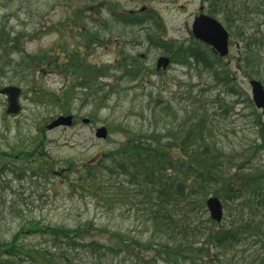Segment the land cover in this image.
<instances>
[{
  "label": "rangeland",
  "instance_id": "obj_1",
  "mask_svg": "<svg viewBox=\"0 0 264 264\" xmlns=\"http://www.w3.org/2000/svg\"><path fill=\"white\" fill-rule=\"evenodd\" d=\"M201 3L202 0H0V31L4 30V35L12 37L17 33L24 35L18 51L11 50L0 58V67L4 71L0 72V88L16 85L23 90V108L16 116L9 117L6 113L7 98L0 94V154L12 153L15 149L31 150L39 138H44L46 161L57 162L54 175L37 179L31 177L30 171L25 173L21 168H27L23 163L24 157L15 160L13 157L17 154H14V170L0 172V241H10L23 226L39 220L66 227L93 221L96 226L120 233L129 240H155L157 243L158 239L152 237V228L146 221L148 215L142 211L141 197H134L131 189L121 190L112 179H108L109 183L106 179L101 180L103 183L100 179L98 183L93 182L90 191L76 184L74 187L70 185L77 182L82 166L100 163L107 152L139 139L141 133L152 131L151 115L157 106L172 102L178 117L175 124L184 121L187 109L192 107L184 93L188 88L192 91L191 87L194 93L207 91L203 102L210 114L213 134L210 148L213 153L220 152V160L227 168L225 173L237 178L264 170V149L255 154V148L264 143L260 135L264 116L253 103L249 84L253 79L264 84V62L254 69L245 68L242 64L244 45L238 40L241 35L250 37L253 33L264 38V0H211L206 8L230 32V54L223 59L221 66L226 65L230 69L239 90L237 95L228 94L225 87L215 86L211 73L194 63L182 66L173 62L163 75L154 73L158 57L169 55L165 48L149 44L145 38L148 28L153 30L154 23L159 22L165 28L166 39L189 45L193 16ZM226 3L233 16L227 13ZM253 3L261 8L260 15ZM113 4L120 11L145 9L158 21L140 27L116 22L110 10ZM236 4H240V8L243 5L250 8L247 11L248 22L235 20ZM106 20L108 24H105ZM228 24L232 27L229 28ZM160 32L159 28L157 34ZM88 33L101 34V41L90 43ZM39 54H46V57L31 66L30 56ZM73 54L84 60L86 65H107L109 71L99 79L104 87L98 83L100 92L94 97L88 99L91 90L76 87L65 102L66 93L77 86L81 76L79 71L74 72L68 66ZM132 57L139 59L144 72L136 79L126 77L121 80L119 64L125 60L130 63ZM112 87L114 90L109 94ZM218 88L224 91L221 96L223 105L230 107L228 113L213 102L219 93ZM57 97L63 98V104L68 101L74 123L49 129L48 125L61 114L68 115L62 106L56 104ZM85 118L90 122L83 123ZM102 126L109 131L107 138L96 136V130ZM167 127L161 125L159 129H170ZM214 147H218V152ZM174 152L179 153L177 150ZM103 185L105 189L100 190ZM111 191H114V197L107 201L110 199L107 192ZM125 193L132 194L131 200ZM219 198L224 204V218L213 226L222 229L236 218L235 209L240 202L227 200L225 195ZM206 210L204 219L211 218L207 207ZM256 219H264V206ZM40 238L32 235L25 241L36 244ZM253 240L258 241L249 237L247 242L254 245ZM259 246V242L254 247L245 245L244 238L239 246L227 251L223 261L226 264H248Z\"/></svg>",
  "mask_w": 264,
  "mask_h": 264
},
{
  "label": "trees",
  "instance_id": "obj_2",
  "mask_svg": "<svg viewBox=\"0 0 264 264\" xmlns=\"http://www.w3.org/2000/svg\"><path fill=\"white\" fill-rule=\"evenodd\" d=\"M239 5L236 4L237 9L234 8L236 10L234 14L237 16L235 20L248 22L247 11L250 8L245 5L240 8ZM227 6L229 7L228 3ZM252 6L260 15L262 10L258 4L253 3ZM262 6L264 7V4ZM110 10L116 22L126 25L140 27L158 21L153 14L146 11H120L115 4ZM106 23L108 24V20ZM228 26L232 27L231 24ZM153 27V30L148 28L145 37L149 44L165 48L166 54L182 66L194 63L196 66L204 67L211 73L210 76L214 83L216 82L215 86L225 87L224 90L228 94L239 93L230 75V69L226 65L221 66L224 58L215 55L208 46L195 39H192L189 45L166 39L165 28L159 22L154 23ZM159 28L160 35L157 34ZM4 32L0 31V58L11 50L18 51L20 39L24 36L17 33L12 37L4 35ZM88 40L90 43L99 42L101 34L88 33ZM238 40L244 45L242 51L244 67L249 69L260 67L264 62V38H259L253 33L250 37L241 35ZM44 57L46 54L30 56L31 66L37 61L42 62ZM70 62L68 66L73 68L74 72L79 71L81 76L78 77L77 86L74 85L66 93L65 102L76 87L91 90L90 95H87L88 99L99 93L98 83L100 87H104L99 79L107 74L109 67L86 65L76 54H73ZM142 68L136 57H132L130 63L125 60L118 67L121 70L120 79L126 77L136 79L144 72ZM2 71L3 67H0V72ZM191 88L193 91L194 88ZM218 89L219 93L215 95L213 102L215 105L218 103V106L226 111L224 113H228L230 107L223 105L224 100L221 96L224 91ZM113 90L114 87L109 94ZM192 91L188 88L184 93V98L192 105L187 109L184 121L175 124L178 117L172 102L162 107L157 106L152 110L151 120L154 125L152 131L141 133L139 139L128 141L115 151L107 152L100 163L82 166L77 182L74 181L76 183L72 182L70 185L72 187L76 184L90 191L93 182L98 183L100 179L103 183L101 180L106 179L109 183L108 179H112L116 180L121 190L131 189L134 197H141L139 202L144 205L142 211L148 215L146 221L150 223L152 228L150 233L154 239H158L157 243L155 240L149 242L129 240L120 233L96 226L93 221L66 227L32 220L19 229L10 241H0V264H128V261L130 264H226L223 260L227 251L239 246L244 242V238L245 245L254 247L258 242L261 244L248 264H264V219H256L264 206L262 185L264 170L237 178L225 173L227 168L220 160L218 147H214L218 153H213L210 148L213 138L210 114L203 102V96L207 91L205 89L203 93ZM62 100V97H57L56 104L62 106L63 112L71 113L68 101L63 104ZM256 120L259 123L260 119ZM172 124L175 125L172 127ZM161 125L170 126V129L161 130L162 128L159 129ZM260 133L264 142V126H261ZM43 145L44 138H39L31 150L15 149L12 153L0 154V172L14 170L13 161L24 157L23 163L27 168H21L25 173L30 171L31 177L38 179L54 175L56 173L54 165L57 162L46 161L47 153ZM262 148L264 149V143L255 148V154ZM14 154L17 155L13 157ZM12 157L15 160H12ZM103 188L104 185L100 190ZM107 194L110 198L107 201H111L114 191ZM119 194L124 196L121 192ZM126 194L130 199L132 194L125 193V196ZM210 194L218 197L225 195L228 196L227 200L240 202L237 210L235 209L236 218L222 229L215 228L213 225L216 223L211 218L203 217L207 213L206 199ZM32 235L41 237V240L36 244L25 241ZM249 237L258 241L253 240L254 245L249 244L247 242ZM113 240L116 242L113 243Z\"/></svg>",
  "mask_w": 264,
  "mask_h": 264
},
{
  "label": "water",
  "instance_id": "obj_3",
  "mask_svg": "<svg viewBox=\"0 0 264 264\" xmlns=\"http://www.w3.org/2000/svg\"><path fill=\"white\" fill-rule=\"evenodd\" d=\"M216 18L201 14L196 17L193 25V35L200 41L212 46L213 50L220 56H227L229 54V32L226 28L220 24ZM170 63V59L166 57H161L158 62V67H167ZM249 84L252 86V94L255 104L258 108L264 111V86L258 80H252ZM0 94L7 97L8 107L6 113L9 116H16L22 111V106L20 102L22 88L15 85H6L0 89ZM74 121L72 115L59 116L55 119L52 124L48 126L49 129H54L60 126H71ZM89 122L88 119L84 120ZM96 136L99 138H107L108 129L103 126L97 129ZM207 208L210 212L211 218L214 221L221 222L224 216V207L221 199L217 196H212L207 199Z\"/></svg>",
  "mask_w": 264,
  "mask_h": 264
},
{
  "label": "flooded vegetation",
  "instance_id": "obj_4",
  "mask_svg": "<svg viewBox=\"0 0 264 264\" xmlns=\"http://www.w3.org/2000/svg\"><path fill=\"white\" fill-rule=\"evenodd\" d=\"M210 2H211V0H202V5L200 6V9H199V11L196 13V14H194V16H193V21H192V24H193V22H194V20H195V18L197 17V16H199L200 14H207V15H210L209 13H208V11L206 10V8H208L209 7V5H210ZM191 24V25H192ZM193 33H192V29H191V36H193L192 35ZM161 57V56H160ZM158 59H159V57H158ZM158 62V61H157ZM157 66V65H156ZM169 68V67H168ZM167 68V69H168ZM167 69L166 70H163V68L162 69H155V71H154V73L156 74V75H163V73L164 72H166L167 71Z\"/></svg>",
  "mask_w": 264,
  "mask_h": 264
}]
</instances>
